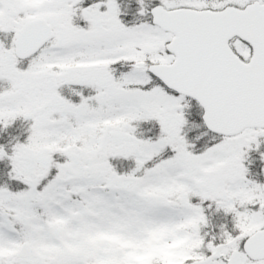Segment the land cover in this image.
<instances>
[{
    "label": "snow or ice",
    "instance_id": "6c2138e0",
    "mask_svg": "<svg viewBox=\"0 0 264 264\" xmlns=\"http://www.w3.org/2000/svg\"><path fill=\"white\" fill-rule=\"evenodd\" d=\"M0 264H264V0H0Z\"/></svg>",
    "mask_w": 264,
    "mask_h": 264
}]
</instances>
